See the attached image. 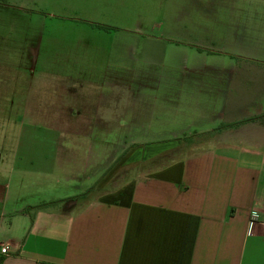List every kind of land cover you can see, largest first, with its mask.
<instances>
[{
    "label": "crops",
    "instance_id": "1",
    "mask_svg": "<svg viewBox=\"0 0 264 264\" xmlns=\"http://www.w3.org/2000/svg\"><path fill=\"white\" fill-rule=\"evenodd\" d=\"M107 5L0 0V264H264V0Z\"/></svg>",
    "mask_w": 264,
    "mask_h": 264
},
{
    "label": "rangeland",
    "instance_id": "2",
    "mask_svg": "<svg viewBox=\"0 0 264 264\" xmlns=\"http://www.w3.org/2000/svg\"><path fill=\"white\" fill-rule=\"evenodd\" d=\"M65 1L67 3L68 0ZM69 2L72 4V9L65 10L64 12L65 14L68 13V15L70 13L73 14V8L77 7L78 0H69ZM105 2L106 4L110 5H107L108 11H106V14H103V17L106 15L108 20H112L113 22L117 23L118 26L122 27L135 26L136 24L143 23V26L146 28L142 30H148L152 35H159L161 37L164 34L167 35L166 22H169V20H174L172 17H175V14H177L176 12H173L171 14V18L166 17L168 10L174 9L176 7L178 8L182 6H188L187 4H190V0H105ZM59 22L68 23L69 21L64 20ZM102 31L105 32V30ZM0 113H3V110H0ZM20 127L21 126H19V124H17L15 127L12 125H4L0 121V136L3 134L8 136L16 133L19 134ZM22 128L24 129V133L28 132V134H45L48 132L47 126L43 124L35 126L25 125ZM204 139L205 138L201 136H194L191 138V141L195 144L194 147H199L200 145L196 144L202 143ZM10 144L11 141L9 139L7 146ZM1 148L2 141H0V149Z\"/></svg>",
    "mask_w": 264,
    "mask_h": 264
},
{
    "label": "built area",
    "instance_id": "3",
    "mask_svg": "<svg viewBox=\"0 0 264 264\" xmlns=\"http://www.w3.org/2000/svg\"><path fill=\"white\" fill-rule=\"evenodd\" d=\"M250 233L252 235H257L261 233V230L264 232V216L263 218H254L250 222ZM9 251V245L5 244L1 248V253L6 255Z\"/></svg>",
    "mask_w": 264,
    "mask_h": 264
},
{
    "label": "trees",
    "instance_id": "4",
    "mask_svg": "<svg viewBox=\"0 0 264 264\" xmlns=\"http://www.w3.org/2000/svg\"><path fill=\"white\" fill-rule=\"evenodd\" d=\"M107 28H109V27H107Z\"/></svg>",
    "mask_w": 264,
    "mask_h": 264
}]
</instances>
